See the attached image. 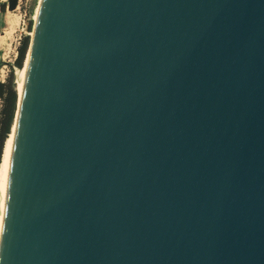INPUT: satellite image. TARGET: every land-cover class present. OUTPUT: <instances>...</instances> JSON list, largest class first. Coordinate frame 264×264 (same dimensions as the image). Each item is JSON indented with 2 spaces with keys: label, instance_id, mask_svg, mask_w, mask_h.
I'll return each instance as SVG.
<instances>
[{
  "label": "water",
  "instance_id": "water-1",
  "mask_svg": "<svg viewBox=\"0 0 264 264\" xmlns=\"http://www.w3.org/2000/svg\"><path fill=\"white\" fill-rule=\"evenodd\" d=\"M25 62L0 264H264V0H40Z\"/></svg>",
  "mask_w": 264,
  "mask_h": 264
},
{
  "label": "rangeland",
  "instance_id": "rangeland-1",
  "mask_svg": "<svg viewBox=\"0 0 264 264\" xmlns=\"http://www.w3.org/2000/svg\"><path fill=\"white\" fill-rule=\"evenodd\" d=\"M39 0L29 7L20 5L14 11L7 10V0H0V82H6L11 71L17 69L15 59L21 39L30 35ZM31 27L29 30L27 27ZM2 101L0 100V109Z\"/></svg>",
  "mask_w": 264,
  "mask_h": 264
},
{
  "label": "trees",
  "instance_id": "trees-1",
  "mask_svg": "<svg viewBox=\"0 0 264 264\" xmlns=\"http://www.w3.org/2000/svg\"><path fill=\"white\" fill-rule=\"evenodd\" d=\"M27 28L31 30L30 24ZM29 42L30 39L28 36L23 37L21 39L20 46L17 49L15 65L19 69L23 67L29 47ZM15 91L16 86L14 82V72L11 71L6 82H0V100L2 101V107L0 109V159L4 142L11 133L14 123L13 119L15 118V112L17 109V91Z\"/></svg>",
  "mask_w": 264,
  "mask_h": 264
},
{
  "label": "bare ground",
  "instance_id": "bare-ground-1",
  "mask_svg": "<svg viewBox=\"0 0 264 264\" xmlns=\"http://www.w3.org/2000/svg\"><path fill=\"white\" fill-rule=\"evenodd\" d=\"M3 1H5V0H3ZM39 3H40V0H39ZM38 8H39V4H38L36 12H35V14L33 16L34 19L36 18V15H37V12H38ZM25 67H26V62L23 63V67H21L20 69L17 68L15 70V72H14L15 86H16V90H17L19 95L21 94L22 88H23ZM12 129H11V133L9 134V136L6 138V140L4 142L2 155H1V159H0V206H1V199H2V193H3V184H4V177H5L6 163H7V155H8V149H9Z\"/></svg>",
  "mask_w": 264,
  "mask_h": 264
},
{
  "label": "built area",
  "instance_id": "built-area-1",
  "mask_svg": "<svg viewBox=\"0 0 264 264\" xmlns=\"http://www.w3.org/2000/svg\"><path fill=\"white\" fill-rule=\"evenodd\" d=\"M36 0H17V7L16 9L20 6L23 5L24 7H29L31 3H34ZM15 9V10H16Z\"/></svg>",
  "mask_w": 264,
  "mask_h": 264
}]
</instances>
